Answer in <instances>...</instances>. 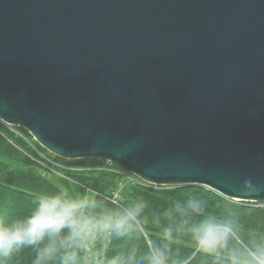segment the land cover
<instances>
[{
  "label": "water",
  "instance_id": "obj_1",
  "mask_svg": "<svg viewBox=\"0 0 264 264\" xmlns=\"http://www.w3.org/2000/svg\"><path fill=\"white\" fill-rule=\"evenodd\" d=\"M0 121L61 158L254 201L264 0H0Z\"/></svg>",
  "mask_w": 264,
  "mask_h": 264
},
{
  "label": "clouds",
  "instance_id": "obj_2",
  "mask_svg": "<svg viewBox=\"0 0 264 264\" xmlns=\"http://www.w3.org/2000/svg\"><path fill=\"white\" fill-rule=\"evenodd\" d=\"M239 191L256 199L213 207L193 191L153 208L91 186L42 192L27 214L0 217V264L25 250L31 264H188L185 241L211 264H264V230L244 224L264 209V187L244 179Z\"/></svg>",
  "mask_w": 264,
  "mask_h": 264
},
{
  "label": "trees",
  "instance_id": "obj_3",
  "mask_svg": "<svg viewBox=\"0 0 264 264\" xmlns=\"http://www.w3.org/2000/svg\"><path fill=\"white\" fill-rule=\"evenodd\" d=\"M27 138L42 153L48 154L51 158L61 163L76 162L75 164L83 165L85 168L107 164L108 171L64 170V174L71 180L59 178V181H55L46 174L30 169V164L40 167L31 158V156L35 157L37 155L36 157H38L40 155L37 149L38 152L35 149L32 152L30 151L32 147L26 141ZM117 169L119 167L102 160L76 159L75 161L56 156L37 143L25 129L21 127L11 128L0 121V217L7 216L12 218L23 216L33 207V202L40 193L56 191L67 187L91 186L101 193H110L116 197L115 191L118 186V176L114 171L110 170ZM170 188H176L177 191H167ZM193 191L206 197L213 207H220L228 201H231L233 205L244 203L242 201L231 200L199 185L152 187L142 184H131L127 193L122 198L125 196L129 199L142 197L149 203L150 207L163 208L174 196ZM244 224L250 230H264V209H257L252 215L245 216ZM149 229L153 233L155 232L151 225H149ZM183 250L186 257L189 258L188 264H211V258L196 253L190 242H184ZM31 259V250H25L18 257L13 258L9 264H31Z\"/></svg>",
  "mask_w": 264,
  "mask_h": 264
},
{
  "label": "rangeland",
  "instance_id": "obj_4",
  "mask_svg": "<svg viewBox=\"0 0 264 264\" xmlns=\"http://www.w3.org/2000/svg\"><path fill=\"white\" fill-rule=\"evenodd\" d=\"M9 127L15 128L16 126H9ZM26 141L32 147L30 149L31 152L34 149L35 150L37 149L35 144H33V142L30 139L27 138ZM38 151L37 152H38V154L41 157L40 156L36 157L37 156L36 155L35 157L31 156V158H32V160H35L39 164L40 167H38L36 165H33V164L32 165L30 164V169L38 171V172H41L42 174H46L49 178H51V179H53L55 181H59L58 180L59 178H64V179L71 180L70 178H68V176L66 174H64V170H75V171H78V170H81V169H85V170L93 171V172L108 171L107 170V168H108L107 164L106 165H100V166H91L92 168H85V166H83V165L75 164L76 162H69V163L68 162H65V163L63 162V163H61V162L51 158L48 154H44L40 150H38ZM40 153H42V154H40ZM67 160H71V159H67ZM122 172L124 173V172H126V170L122 169ZM116 174L118 176V186H117V189L115 191V196L116 197H121L122 198V196L127 193L128 189H129V186L131 184L132 185L139 184V183H136V182H125V180L123 179L122 176L120 177L118 175V173H116ZM124 174H127V173H124ZM145 184L148 185V186H152V187H158V186H155V185L147 183V182Z\"/></svg>",
  "mask_w": 264,
  "mask_h": 264
},
{
  "label": "built area",
  "instance_id": "obj_5",
  "mask_svg": "<svg viewBox=\"0 0 264 264\" xmlns=\"http://www.w3.org/2000/svg\"><path fill=\"white\" fill-rule=\"evenodd\" d=\"M108 170V168H107ZM110 171H114L115 173H118V175L121 177H123V179L125 180V182H136V183H139V184H142V185H146L145 181L141 180L139 177H137L136 175H134L133 173L129 172L126 170V172L124 173H127V174H124L122 172V168H119L117 170H110ZM126 179H125V178Z\"/></svg>",
  "mask_w": 264,
  "mask_h": 264
}]
</instances>
